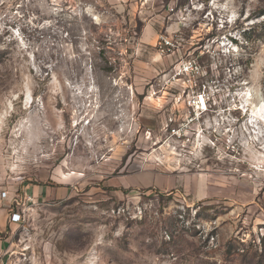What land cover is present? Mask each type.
<instances>
[{
    "label": "rangeland",
    "instance_id": "1",
    "mask_svg": "<svg viewBox=\"0 0 264 264\" xmlns=\"http://www.w3.org/2000/svg\"><path fill=\"white\" fill-rule=\"evenodd\" d=\"M263 11L0 0V264H264Z\"/></svg>",
    "mask_w": 264,
    "mask_h": 264
},
{
    "label": "crops",
    "instance_id": "2",
    "mask_svg": "<svg viewBox=\"0 0 264 264\" xmlns=\"http://www.w3.org/2000/svg\"><path fill=\"white\" fill-rule=\"evenodd\" d=\"M9 205L10 203L1 202L0 200V260L2 256L11 250L10 235L12 229L17 224L16 222L9 221L10 213L13 211Z\"/></svg>",
    "mask_w": 264,
    "mask_h": 264
},
{
    "label": "built area",
    "instance_id": "3",
    "mask_svg": "<svg viewBox=\"0 0 264 264\" xmlns=\"http://www.w3.org/2000/svg\"><path fill=\"white\" fill-rule=\"evenodd\" d=\"M164 42H165V44H169V41L165 40ZM184 69L187 72H192L193 71V65L187 64V65L184 66ZM1 195H2V197H4L5 196V192L3 191L1 193ZM13 203L19 205V201L16 198L13 199ZM21 220H22V215H21V213L19 211H12L10 213L9 221L18 223Z\"/></svg>",
    "mask_w": 264,
    "mask_h": 264
},
{
    "label": "trees",
    "instance_id": "4",
    "mask_svg": "<svg viewBox=\"0 0 264 264\" xmlns=\"http://www.w3.org/2000/svg\"><path fill=\"white\" fill-rule=\"evenodd\" d=\"M264 12V11H263Z\"/></svg>",
    "mask_w": 264,
    "mask_h": 264
}]
</instances>
